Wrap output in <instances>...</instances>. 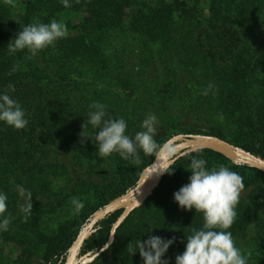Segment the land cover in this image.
Masks as SVG:
<instances>
[{
    "label": "trees",
    "instance_id": "obj_1",
    "mask_svg": "<svg viewBox=\"0 0 264 264\" xmlns=\"http://www.w3.org/2000/svg\"><path fill=\"white\" fill-rule=\"evenodd\" d=\"M13 2L0 0V95L20 104L28 124L16 130L0 122V193L7 195L0 222L10 218L8 230H0V264H62L90 214L132 188L153 159L139 149L138 165L115 152L100 157L99 129L88 123L93 102L106 106V118L124 119L133 139L151 113L159 145L177 133H205L264 158V0H69L70 7L63 0ZM52 20L66 25L64 38L35 56L27 49L9 53L22 26ZM77 77L112 91L73 92L70 84H85ZM189 115L209 117L208 128L184 126ZM83 124L88 139L82 140ZM193 158L204 159L209 170L223 165L243 177L228 231L242 254H251L247 264H264V172L209 149L176 160L172 173L118 227L111 246L88 264H143L127 245L149 235L175 237L164 256L175 264L185 238L204 224L202 213L174 200L189 183ZM14 184L32 193L27 218ZM74 197L84 204L79 212ZM120 212L97 223L79 254L105 242ZM46 215H54L48 228ZM5 244L15 245L16 253H6Z\"/></svg>",
    "mask_w": 264,
    "mask_h": 264
},
{
    "label": "clouds",
    "instance_id": "obj_2",
    "mask_svg": "<svg viewBox=\"0 0 264 264\" xmlns=\"http://www.w3.org/2000/svg\"><path fill=\"white\" fill-rule=\"evenodd\" d=\"M6 2L15 6L13 0ZM63 3L65 7H70L69 0H63ZM66 35L67 27L63 23L56 20L47 24L36 22L22 26L7 48L9 53L27 49L31 56H35ZM15 70L14 68L13 71ZM12 87L9 85L10 89ZM212 87L213 85H208L209 89ZM203 94L207 95V90ZM90 108L93 111L89 112L88 123L99 129L95 140L100 157H107L115 152L124 160H131L133 164L138 165L141 163L138 149L148 156L158 157L164 153L165 163L154 174L160 176L172 173L169 169L179 157L174 146H162L157 143L155 126L158 121L154 114L150 113L144 119L141 125L144 130L137 132L133 139L126 135L127 124L124 119L106 118L105 105L93 102ZM0 122L16 130H22L28 124L20 104L7 93L0 95ZM84 128L85 124L82 125L80 133L82 140L87 138ZM205 165L204 159L193 158L189 183L174 193V200L181 209L202 213L204 220L202 229H194L192 234L185 238V250L176 256L175 264H247L251 254L243 255L236 247L232 233L228 231L235 222L236 207L245 187L243 177L223 165L211 170ZM17 190L20 196L25 198L26 202L21 206V211L27 218L33 210L32 193L22 186H17ZM6 201L7 195L0 193V216H4L7 211ZM72 204L77 212L84 208V204L75 197ZM9 224L10 218H4L0 222V230L7 231ZM174 242L175 237L164 240L149 235L147 240L139 239L135 244L130 242L127 250L132 252L133 256L139 253L143 264H169L164 256Z\"/></svg>",
    "mask_w": 264,
    "mask_h": 264
},
{
    "label": "water",
    "instance_id": "obj_3",
    "mask_svg": "<svg viewBox=\"0 0 264 264\" xmlns=\"http://www.w3.org/2000/svg\"><path fill=\"white\" fill-rule=\"evenodd\" d=\"M165 144L170 147L174 146L179 158L199 149H209L222 154L235 164H243L264 172V158L216 135L177 133L167 138L161 145ZM164 163V153H161L158 157L154 156L151 162L141 169L132 188L94 210L81 225L67 247L62 264H88L105 252L113 243L118 227L134 209L144 203L146 198L158 186L164 174L157 176L154 173L163 167ZM117 210H121V212L111 223L105 242L93 252L79 254L84 240L97 230V223Z\"/></svg>",
    "mask_w": 264,
    "mask_h": 264
},
{
    "label": "rangeland",
    "instance_id": "obj_4",
    "mask_svg": "<svg viewBox=\"0 0 264 264\" xmlns=\"http://www.w3.org/2000/svg\"><path fill=\"white\" fill-rule=\"evenodd\" d=\"M76 79L78 81L79 80H84V79H81L80 77H77ZM81 82H85V84L82 83L80 86L78 85L77 87H75V84H73V85L70 84V87H72L73 89L76 88V91H73V92H83V93L87 92L88 96H92L94 91L97 92V94L98 93L100 94L101 90H102V92H105V93L106 92L109 93L110 91H112L111 86H107V85L102 84V83H90V80H87V79H85L84 81H81ZM186 118L187 119H185V121H183L182 124L184 126H187L188 128H190V127L208 128L207 126L210 123L209 122L210 118L206 117V116L200 117V118H197V117L194 118V117H191V115H189V117H186ZM12 186H14L15 189L17 190V186H20V185L14 184ZM128 189H130V188H128ZM51 222L52 223L54 222V215H46L43 218L42 224H44L43 226H46L48 228L49 226H52ZM5 246H6L5 247V252L6 253L8 252L10 255H14L16 253L15 250H17V248H16L15 245H13V244H5Z\"/></svg>",
    "mask_w": 264,
    "mask_h": 264
}]
</instances>
